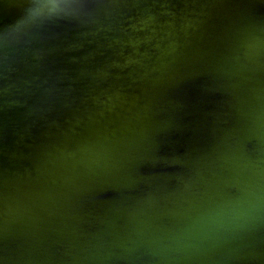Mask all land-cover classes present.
<instances>
[{"label":"water","instance_id":"95a60500","mask_svg":"<svg viewBox=\"0 0 264 264\" xmlns=\"http://www.w3.org/2000/svg\"><path fill=\"white\" fill-rule=\"evenodd\" d=\"M0 264H264V0H0Z\"/></svg>","mask_w":264,"mask_h":264}]
</instances>
